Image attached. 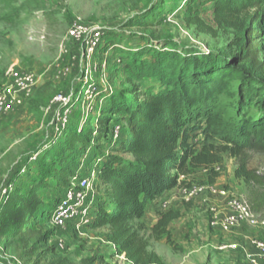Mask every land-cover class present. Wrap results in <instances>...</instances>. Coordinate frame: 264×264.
Returning <instances> with one entry per match:
<instances>
[{"label": "rangeland", "instance_id": "rangeland-1", "mask_svg": "<svg viewBox=\"0 0 264 264\" xmlns=\"http://www.w3.org/2000/svg\"><path fill=\"white\" fill-rule=\"evenodd\" d=\"M201 2L196 0L189 5V0H0V83L10 69L30 70L36 75L32 95L21 108L10 115L0 114V207L7 214L0 223V262L17 258L23 264H132L110 241L109 227L83 225L77 229L73 222L58 228L52 223V211L66 187L54 177L43 178L38 165L46 168L53 146L73 129L78 133L85 131L88 120L92 135L102 134L104 128L97 119L110 116L109 128L122 124L119 115L103 113L112 94L130 98L128 90L136 84L140 100L144 101L158 90L155 80L138 83L129 78L124 70L130 58L128 52L151 45L236 58L239 16H216L211 2ZM260 9L252 7L249 12L260 14L261 31L255 42L258 58L264 62V3ZM7 14L13 17L11 22L2 19ZM148 15L155 16L153 21L141 24ZM76 18L103 32V41L90 60L96 67L89 70L83 46L69 37L70 24ZM237 85L238 80L232 82L233 92ZM235 97L221 94L216 98V109H221L225 120L237 117ZM245 111L239 117L258 114L255 105ZM198 121L195 124L201 122ZM186 133L190 142L203 141L200 130L188 127ZM111 140L101 138V148L110 151L116 147V138ZM76 146L80 148L79 143ZM250 156L248 167L259 176L258 185L247 186L235 176L238 161L229 152L221 153L220 162L194 168L183 179L187 184H213L232 190L247 200L254 222H243L226 233L211 229L200 200L186 203L178 188L167 190L158 196L166 201V208L153 200L146 205L143 218L132 221L135 227L141 226L139 233L147 240V250L156 256V262L150 264H249L241 246L249 238L264 240V205L260 204L264 195V153L252 152ZM77 162V167L70 165L69 160L64 162L73 172L71 182L78 177L96 180L98 159L89 160L86 152ZM215 166L219 169L214 170ZM69 171L64 175L68 183ZM92 191L97 197L101 195L94 185ZM30 199L39 200L37 206L29 205L28 211L23 210L22 201ZM211 201L219 206L222 203ZM169 209L179 212V217L169 224V239L166 235L155 239L151 227L159 212ZM220 244L237 247L219 250Z\"/></svg>", "mask_w": 264, "mask_h": 264}, {"label": "trees", "instance_id": "trees-1", "mask_svg": "<svg viewBox=\"0 0 264 264\" xmlns=\"http://www.w3.org/2000/svg\"><path fill=\"white\" fill-rule=\"evenodd\" d=\"M195 1L189 0V5ZM205 2L212 3L216 16H239L236 58L223 53H183L151 45L128 52L130 58L124 70L129 78L138 83L155 80L158 90L144 101L140 100L136 84L128 90L130 98L112 94L103 113L119 115L122 124L109 128L110 116L97 119L104 128L102 134L92 135L88 120L85 131L78 133L73 129L53 146L46 168L38 165L43 178L54 177L59 185L68 188L73 172L64 166L66 160L77 167V158L86 152L89 160L98 159L93 185L101 195L97 197L94 193L86 226L109 227L110 241L132 264L156 262V256L147 250V240L139 233L141 226L135 227L132 221L142 219L146 205L163 192L185 184L180 176H187L194 168L213 166L220 162L221 153L229 152L238 161L235 176L250 187L260 184L248 161L252 152L264 153V62L258 58L255 42L261 31L260 14L249 11L252 7L260 11L264 0H202L201 3ZM187 10L192 12L190 6ZM154 18V15L145 16L141 24H149ZM2 19L11 22L13 17L7 14ZM146 54L148 58L144 57ZM235 80L238 85L233 92L231 84ZM221 94L236 95L237 117L225 120L221 109H216V98ZM251 105L257 107L258 114L239 117ZM196 121L201 122L195 124ZM188 127L203 133L201 144L188 140ZM101 138L110 142L116 138L117 146L110 151L103 150ZM76 143L80 144L79 149ZM68 171L69 183L64 178ZM38 202L23 200L21 206L28 211ZM260 202L264 205V195ZM6 215V210L1 212L0 207V223ZM178 217L179 212L175 210L159 212L151 227L153 237L159 239L166 235L169 239V224Z\"/></svg>", "mask_w": 264, "mask_h": 264}, {"label": "built area", "instance_id": "built-area-1", "mask_svg": "<svg viewBox=\"0 0 264 264\" xmlns=\"http://www.w3.org/2000/svg\"><path fill=\"white\" fill-rule=\"evenodd\" d=\"M69 37L83 46V55L88 60L87 70L96 67L91 64L94 51L103 41L102 30L94 25L84 24L80 19H74L69 27ZM36 84V75L30 70L10 69L0 83V114L10 115L21 108L23 101L32 95ZM65 99V98H63ZM118 127L115 128V137ZM214 170L219 168L215 166ZM184 176H180V179ZM93 180L91 178H77L66 188L51 214L52 223L58 228H64L68 223H75L78 229L90 221V205L94 199ZM181 199L186 202L200 200L207 216V223L211 229L230 232L243 222H254L251 207L247 200L237 196L235 192L225 187L213 184H182L178 187ZM219 200L221 205L213 204L211 200ZM156 202L162 208L167 207L165 200L159 198ZM237 245L220 244L219 250L236 248ZM243 254L249 264H264V240L249 238L245 246H241ZM125 255L124 253H122ZM0 264H23L13 258Z\"/></svg>", "mask_w": 264, "mask_h": 264}]
</instances>
